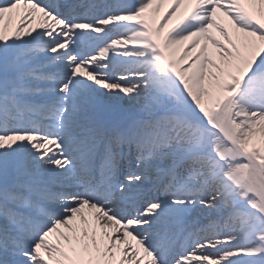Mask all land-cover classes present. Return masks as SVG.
<instances>
[{
    "label": "snow or ice",
    "instance_id": "snow-or-ice-1",
    "mask_svg": "<svg viewBox=\"0 0 264 264\" xmlns=\"http://www.w3.org/2000/svg\"><path fill=\"white\" fill-rule=\"evenodd\" d=\"M0 264H264V0H0Z\"/></svg>",
    "mask_w": 264,
    "mask_h": 264
},
{
    "label": "bare ground",
    "instance_id": "bare-ground-1",
    "mask_svg": "<svg viewBox=\"0 0 264 264\" xmlns=\"http://www.w3.org/2000/svg\"><path fill=\"white\" fill-rule=\"evenodd\" d=\"M167 7V5L165 6V8ZM162 11H163V9H162Z\"/></svg>",
    "mask_w": 264,
    "mask_h": 264
}]
</instances>
